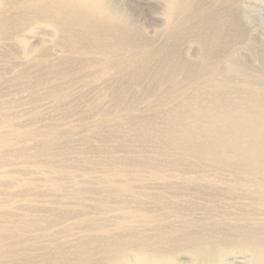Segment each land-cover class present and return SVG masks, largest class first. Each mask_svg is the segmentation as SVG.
<instances>
[{"label":"rangeland","instance_id":"obj_1","mask_svg":"<svg viewBox=\"0 0 264 264\" xmlns=\"http://www.w3.org/2000/svg\"><path fill=\"white\" fill-rule=\"evenodd\" d=\"M92 3L115 17L0 0V264H188L162 240L264 217V122L232 83L218 103L187 0Z\"/></svg>","mask_w":264,"mask_h":264},{"label":"bare ground","instance_id":"obj_2","mask_svg":"<svg viewBox=\"0 0 264 264\" xmlns=\"http://www.w3.org/2000/svg\"><path fill=\"white\" fill-rule=\"evenodd\" d=\"M79 1L89 12L87 15L74 12L81 25L88 18L101 24L115 17L111 11L105 10L104 5L95 6L92 0ZM240 1L243 2L187 0V22L189 29L196 33L203 58L211 60L215 71L219 70L224 76L215 78L213 83L218 92V103L229 106L237 102L227 92L232 83L237 91L245 93L238 101L252 105V117L264 122V113L259 111V108L264 109V0H244L255 5L256 8L251 10L254 12L244 8L246 6L242 7ZM169 2L171 5H184V0ZM253 13L258 14L260 21L255 19ZM236 46L248 55L244 56L246 63L240 62ZM230 141V137H220L217 144L226 149L233 145ZM253 152L252 157L257 163L262 156ZM259 171L260 168H252L250 174L256 175ZM242 221L245 222L203 224L187 231V240L165 238L162 240L163 253H157L155 258L168 262L170 254L187 244L188 264H264V217ZM232 248H237V251L229 255ZM1 251L3 249L0 255L3 254ZM85 260H90V256L80 257L74 264ZM137 264H146L144 258L140 257Z\"/></svg>","mask_w":264,"mask_h":264}]
</instances>
